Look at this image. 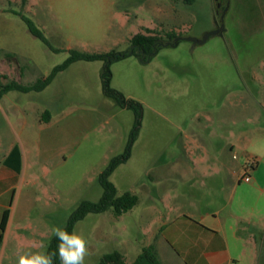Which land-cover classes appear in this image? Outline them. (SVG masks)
<instances>
[{
    "label": "rangeland",
    "instance_id": "obj_1",
    "mask_svg": "<svg viewBox=\"0 0 264 264\" xmlns=\"http://www.w3.org/2000/svg\"><path fill=\"white\" fill-rule=\"evenodd\" d=\"M148 30L160 39L156 48L132 55L131 39ZM71 50L129 56L74 63L41 92L0 93V170L11 146L22 157L4 199L24 206L4 233L3 264L48 248L53 226L65 227L81 201L103 196L99 175L125 151L135 122L132 110L105 95L108 65L110 88L143 106L131 157L110 178L139 203L120 217L109 210L77 223L89 246L85 264L115 250L131 264L168 214L191 210L178 208L177 197L194 202L206 191L200 178L180 171L202 168L197 155L264 125V0H0L2 84H33Z\"/></svg>",
    "mask_w": 264,
    "mask_h": 264
},
{
    "label": "crops",
    "instance_id": "obj_2",
    "mask_svg": "<svg viewBox=\"0 0 264 264\" xmlns=\"http://www.w3.org/2000/svg\"><path fill=\"white\" fill-rule=\"evenodd\" d=\"M14 147L5 155L0 170V224L8 211L5 231L21 218L20 209L24 208L20 205L19 209V203L14 207L12 200L4 199L10 191L7 182L18 175L4 165ZM196 159L202 168H189L179 175L200 178L206 191L194 202L177 197L178 208L191 210L171 212L163 220L152 244L161 263L263 264L264 125L242 131L219 152L200 154ZM251 160H256V165L250 171L251 181L245 182V165ZM9 234L0 247V264L7 255ZM120 252L129 264L126 254Z\"/></svg>",
    "mask_w": 264,
    "mask_h": 264
},
{
    "label": "trees",
    "instance_id": "obj_3",
    "mask_svg": "<svg viewBox=\"0 0 264 264\" xmlns=\"http://www.w3.org/2000/svg\"><path fill=\"white\" fill-rule=\"evenodd\" d=\"M28 0H22L23 4H26ZM185 4L191 5L196 0H182ZM25 22L27 23L29 32L35 37L40 39L48 48H52L48 39L45 37L44 33L35 26V24L27 17L23 16ZM160 39L158 36L153 35L150 30L146 33H138L132 39V46L136 49L133 50L132 55L142 56L149 55L154 51L157 46V42ZM128 54H118L117 52L109 53H87L77 50H71L69 57L65 62L59 66H56L53 72L43 78H39L36 82L30 85H22L16 81H10L6 84H2L0 75V93L8 92L11 90H16L24 93L29 92H41L45 90L56 78V76L67 70L71 65L77 62H95L103 61L107 64H111L113 61L121 60L127 58ZM110 72L109 65L106 71L103 72V81L105 83V95L113 99L116 104L122 109L132 110L135 114V122L130 133L129 141L126 146L125 151L113 157L107 168L99 175V182L103 188V196L97 202L83 200L81 201L75 210L69 217L66 228L69 232L75 230L77 223L84 220L90 214H102L109 210L113 211L116 217H120L123 214L132 210L138 203L139 198L136 194L131 192H124L119 194L117 187L110 180L112 174L119 168L122 164H125L131 157L133 145L135 144L142 127L143 118V106L140 102L126 98L122 93L110 88ZM4 165L13 171L19 173L22 167V157L18 146H15L11 153L6 157ZM8 223V211H5L3 219L0 224V247L3 243L4 233ZM58 241L55 237L50 239L47 251L52 252L56 250ZM54 264H59V260L56 259ZM99 264H127L124 255L120 251H113L104 255ZM132 264H162L159 259L157 249L154 245L146 246L143 248L141 254L136 258ZM264 264V261H263Z\"/></svg>",
    "mask_w": 264,
    "mask_h": 264
},
{
    "label": "clouds",
    "instance_id": "obj_4",
    "mask_svg": "<svg viewBox=\"0 0 264 264\" xmlns=\"http://www.w3.org/2000/svg\"><path fill=\"white\" fill-rule=\"evenodd\" d=\"M51 233L58 241L55 251L48 252L47 247L41 245L43 250L18 254L17 264H54L56 259L59 264H85L89 246L83 234L60 226H53Z\"/></svg>",
    "mask_w": 264,
    "mask_h": 264
},
{
    "label": "built area",
    "instance_id": "obj_5",
    "mask_svg": "<svg viewBox=\"0 0 264 264\" xmlns=\"http://www.w3.org/2000/svg\"><path fill=\"white\" fill-rule=\"evenodd\" d=\"M234 158L237 159V155H234ZM256 160L250 161L245 165V174L243 176V180L245 182L251 181L250 171L255 167Z\"/></svg>",
    "mask_w": 264,
    "mask_h": 264
},
{
    "label": "water",
    "instance_id": "obj_6",
    "mask_svg": "<svg viewBox=\"0 0 264 264\" xmlns=\"http://www.w3.org/2000/svg\"><path fill=\"white\" fill-rule=\"evenodd\" d=\"M189 40H193V39H191V38H188ZM208 39V36L206 37V38H204L202 41H200V42H205L206 40Z\"/></svg>",
    "mask_w": 264,
    "mask_h": 264
}]
</instances>
